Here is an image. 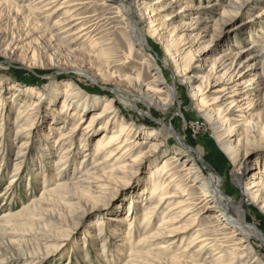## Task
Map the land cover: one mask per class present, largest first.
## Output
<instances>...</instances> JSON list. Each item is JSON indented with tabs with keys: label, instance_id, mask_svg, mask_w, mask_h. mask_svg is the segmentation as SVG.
Here are the masks:
<instances>
[{
	"label": "bare ground",
	"instance_id": "obj_1",
	"mask_svg": "<svg viewBox=\"0 0 264 264\" xmlns=\"http://www.w3.org/2000/svg\"><path fill=\"white\" fill-rule=\"evenodd\" d=\"M262 1L228 0L227 10L220 13L214 10L204 11L197 5L195 10L199 12L189 13L187 23L182 21L184 12L191 9L186 0L138 2V5L145 6L148 10L140 16L142 21L147 22V34L150 38L163 42L166 64L172 66L175 82L187 86L193 114L202 117L210 125L220 150L232 163L237 162L239 154L243 158L247 156L248 151L244 148L250 138L256 137L264 141V123L260 121L264 114V8L253 18L258 23V29H246L248 31L244 40L254 38L250 44L234 51L231 48L234 45L229 43L213 56L212 42L214 38L228 34L232 36L234 43L240 42L236 38L237 34H241L240 24L237 23L240 19L236 15L244 7L248 13ZM39 3H43L42 7L37 6ZM101 3L106 2L102 0ZM180 3H183L182 6L175 12L173 6ZM83 4L86 1L0 0V20L5 22V29L9 28L10 31L0 33V53L9 61L17 58L28 62V65L41 64L34 52L29 55L15 43V33L21 34L20 28L24 27V35H35L37 39L48 40L59 58L77 60V56L81 55L84 60L86 58L89 66L97 70V74H93L88 68L78 67L73 63L64 68L56 65L58 73L67 70L88 76L103 87L111 76L102 67L105 64L104 49L97 46L98 42L91 33L104 17L83 26L85 17H79L76 13V7ZM115 6L116 13L127 21L133 40L138 45H144L141 31L125 15V3L111 4V7ZM205 6L209 7L208 3ZM46 10L48 12L43 19L34 18L35 14ZM226 11L230 13L226 14ZM88 17L91 16L86 18ZM192 25L194 27L190 28ZM242 32L244 34L245 30ZM79 38L82 39L79 41ZM151 64L153 80L156 82L155 93L164 89L163 97L143 84L139 74H126L120 78L116 76L113 79L114 85L110 87V96L90 95L78 83L73 82V78L66 81L65 89L59 93L57 88L63 82L56 77L48 81V84L44 83L42 88L25 85L24 90H21L22 94H17L19 88L9 91L12 96L8 102L11 106H16L12 123L15 135L22 134L25 128L34 125L35 105L44 100L49 101V106H53L56 101L60 103V109L56 113L48 114V118H39L40 121L46 119L49 124V127L42 130L46 139L56 134L51 143L59 151L58 156L48 166L40 161L29 168V171L34 170V180L41 179L42 187L36 199L35 195L27 192L30 193L29 201L21 202L19 211L32 213L33 209L38 208L37 202H56L73 219L76 209L81 206L82 210H97L100 206H105L102 198L113 185L115 188L118 184L128 185L132 196H129L123 215L114 216L110 207L105 212L107 215L96 221L95 234H100L97 256L106 264H114V261L109 260L106 248L114 237L120 242H114L112 252L123 257L122 264H264V255L258 252L252 241L256 239L264 244V233L258 224L248 222L245 214L252 208L264 213L262 165L255 171L259 178H254L252 173V179L246 180L245 184H240L244 167L239 166L234 170L235 188L240 196L238 199L236 195L225 193L226 187L221 184L218 175L203 172L197 160L189 156V150L172 125L170 128L159 120L160 128L148 129L119 115L121 110L116 102L124 107L137 109V100H145L157 112L166 111L173 103L177 94L175 87L164 81L163 73L155 60ZM2 91L0 87V95ZM34 94L37 101L30 103L31 95ZM6 102L7 100L2 101L0 98V115H4ZM92 108V115L87 117ZM255 120L258 121L257 126ZM170 135L179 144L175 148L168 146ZM75 137H78V144ZM91 142L92 153H89ZM24 143L26 142L20 141L19 146ZM1 144L2 141L0 153ZM53 147L42 146L45 159L51 156ZM77 155L82 156L74 164L76 157H73ZM161 157H165L164 160ZM14 164L16 166L17 162ZM1 165L2 161L0 167ZM15 166L11 171L10 183L20 173L21 166ZM49 170L54 183L47 187L45 183L49 180L46 177ZM133 178L138 179L135 186L131 184ZM189 181L191 182L188 184ZM7 192V188H4L0 195L5 196ZM202 205L204 209L196 212L197 206ZM56 207L57 205L53 208ZM120 207L116 205L112 208L116 211ZM50 208L52 207L46 210H53ZM161 208L162 212L157 213ZM209 212L214 217L211 225L206 217L201 218V214ZM18 213L12 211L11 207L1 212V232L12 233L15 230L12 220L17 219ZM26 218L29 224H33V220L38 222L45 219L38 217L36 220L30 216ZM121 222L126 223L125 229ZM104 226L109 227L107 236L104 232L100 233L102 230H98ZM17 240L20 243L28 241L22 237ZM183 240L186 243L175 249L174 244ZM205 249L208 251L202 256ZM80 253L84 262L90 264L86 261L89 252L84 249ZM22 254L17 257L16 264H36L41 260L31 251ZM6 263V260H0V264Z\"/></svg>",
	"mask_w": 264,
	"mask_h": 264
},
{
	"label": "rangeland",
	"instance_id": "obj_2",
	"mask_svg": "<svg viewBox=\"0 0 264 264\" xmlns=\"http://www.w3.org/2000/svg\"><path fill=\"white\" fill-rule=\"evenodd\" d=\"M70 1L75 2L76 0ZM83 1H86V4L76 7V13L79 17H85L83 26L97 21V18L104 17V19L97 24V29L91 33V36L98 42L97 46L104 49L103 60L105 61V64L102 67L103 70L107 72V75L111 76L108 78L109 82H105L103 87L94 82L88 76L80 75L75 72H69L67 70L63 73H58L59 68H57L56 65H60L64 68L66 65H71L73 63L78 67L88 68L89 72L93 74H97V70L93 66H89L86 62V58L84 60L81 55L77 56V60L67 57L59 58V55L53 50L52 45H50L48 40L46 41L45 38L37 39L35 38V35H24V33H26L24 27L20 28L21 34L15 33V43L17 42L19 49H24L29 55L34 52L36 58H39L41 61V64H35L32 66L28 65V62H23L17 58L9 61L2 53H0V87L3 89L2 94L0 95L2 97L0 98L2 101L7 100L6 105L4 106V115H0V122L2 123V125H0V141H2L0 162H3V165L0 167V192L4 188H7L8 190L5 196L0 195V214L2 211H5L6 208L10 207L12 208V211L19 212L17 219L12 220V223L15 225V230L12 233H3L0 231V260H6V264H16V261L18 260L17 257L20 255L22 256V253H26V251L34 252L39 258H41V260L36 264H86L82 259L83 255L80 253L84 249L89 252L88 257L86 258L87 262L90 264H106L97 256L99 253L98 238H100V234H95V231H97V229H95V227H97L96 221L102 219L103 215L106 216L107 214H105V212L107 213V210L110 207L113 214H115L114 216H122L125 206L128 204L129 196H132V193H129L131 190L128 185L118 184L116 188L113 185L102 198V202L105 203V206H100L101 208L97 210L84 209L85 211L82 210L83 206H81L76 209L75 218L73 219L66 214V211L60 209L56 202L47 204L37 202L36 205L38 208L33 209L32 213L21 210L19 211L21 202L26 203L29 201L30 193L27 192H31L35 195L34 198L36 199L42 187L41 179L34 180V170L29 171V168L34 167L35 164L40 161L42 164L44 163V165L48 166L58 156L59 151L56 150L51 143L56 134L50 135L52 138L46 139V136L42 134V130L44 127H49V124L46 119L40 121L39 118H42V116H47L48 118L51 113H56L60 109V103L56 101L53 106H49V101L44 100L35 105V110L33 111V115L35 117L34 125H29V127L25 128L22 134L15 135L12 123L16 106H11L10 102H8L9 99L11 100L10 96H12V88H19L20 91L18 92L17 90L18 93H16L22 94L21 90H24L25 85L42 88L44 83L48 84V81L56 77L59 80L61 79L63 82L57 88V92L61 93L65 89L66 81L69 80V78H73L72 81L78 83L90 95L95 94L96 96H110V94H112L110 87L114 85L113 79L116 78V76L120 78L126 74L132 76L139 74L141 82H143V84H147V86H149V88H151V90L155 93L154 88L156 82L153 80L154 77L152 74L154 71L152 70L151 64L152 60H155L156 64L163 73L162 75L164 81L176 89L177 94L173 103L166 111L157 112L152 107H149L145 100H137V109L124 107L121 103L116 102L121 110L119 115H124L126 120L133 121L136 125H144L148 129H152V127L160 128L161 124L159 120H162L170 128L172 125L185 143L186 148L189 150V156L197 160L203 172L207 175L211 173L218 175L221 178V184L226 187L225 193L232 196L236 195L238 199L240 196H238L235 188L236 183L234 181V170L239 166L244 167V171L241 174L240 184H245L246 180L252 179V177H250L252 173L255 175L254 178H259L258 174H255L258 166L262 165V168H264V141L256 137H254V139L250 138V141L246 143L244 148V150L248 151L247 156H244L243 158L242 155L239 154L237 162L232 163L228 156L220 150V147L215 141L213 130L210 125L202 117H198L193 114L191 109L192 104L188 98L189 95L187 86L175 82L172 72L173 68L171 65L166 64V54L164 53L163 42L159 41L157 38H150L146 32L147 22L146 20L145 22L142 21L140 16L142 13H145L147 9L145 6L138 5L140 0H104L106 3H101L102 0ZM186 1L188 2V7H191V9L184 12L185 17H182V21L185 23L188 21L190 16L189 13L199 12L198 10H195L197 9V5H200L204 11L208 12L214 10V12L220 13L223 10H227L226 5L228 3V0ZM121 2L125 3L124 10L126 17H129L137 29L141 31L144 39V45H138L137 42L133 40L129 34V28L126 24L127 21L116 13V6L111 7V4L118 5V3ZM207 3L209 7L206 8L205 5ZM182 4L183 3L175 4L172 9L176 12ZM42 5L43 3H39L37 6L42 7ZM263 8L264 0L261 4L248 11V13L244 7L243 10L236 15V18L240 19L237 23L240 24L241 34H237L238 37H236L240 40V42L238 41L237 44L234 43V39L232 40V36L229 34L227 36H220V38H214L212 42L213 56H216L217 52H219L224 45L229 43L234 45L231 47L234 51L250 44L254 38L249 37L247 38L248 40H244V36L248 31L246 29L254 28V31L258 29V23L256 19L253 20V18L254 15H257V13H259ZM47 12L48 10L37 13L34 18H36V20H39L40 18L43 19ZM225 13L229 14L230 12L226 11ZM87 16L91 17L86 18ZM5 27V22L0 20L1 34L10 32L8 31L9 28L5 29ZM192 27H194V25L190 28ZM244 30L245 33L243 34L242 31ZM163 35H166V33H163ZM81 39L82 38H79V41ZM165 39L166 36L163 37V40ZM86 49L83 51H86ZM54 63H56L55 67L53 66ZM175 84L176 86H174ZM161 90V92L159 91V93L157 92L155 94L163 97L164 93L162 92L164 89ZM13 98L15 99V97ZM18 98L20 99L21 97ZM36 101L37 96L35 94L31 95L30 103ZM93 111L94 108L89 110L87 117H90ZM257 111L258 109L255 110V112ZM261 117L260 121L264 123V114H262ZM58 122L59 121H57V123ZM254 122L257 126L258 121L255 120ZM26 130H29L28 132L30 133H27ZM77 138L78 137H75L76 144H78ZM20 141L26 142L24 143L25 145L23 144L19 146ZM45 143H47V145ZM178 145L179 144L176 139L170 135L168 146L175 148ZM42 146H47L49 148L53 147L49 158H44ZM92 146L93 143L91 142L89 144V153H92ZM18 153L19 156H16ZM81 156L82 155H77L73 157V159L76 157L74 164H77V160H79ZM163 158L165 157H161L162 160H164ZM15 162H17L16 166L14 164ZM13 166H15V168L17 166H21V169L19 170L20 173L16 177L17 179L10 183L9 178L11 171L14 169ZM46 177L49 180L45 183V186L49 187L54 183L51 170L47 172ZM137 178H133L131 180V184L133 186L137 183ZM190 182L191 181H189L188 184ZM190 187L194 188V186ZM262 190H264V187ZM56 205L57 207L53 208ZM116 205H120L121 207L119 210L115 211L113 208ZM49 207H52L50 209L53 210L47 211L46 209ZM203 209V205L199 207L197 206L196 212H200ZM162 210L163 208L158 210L157 213L162 212ZM98 214L101 215L98 216ZM245 214L247 215L246 220L252 224H258L264 233V213L256 208H252ZM209 215L210 212L201 214V218L206 217V221H209L208 224L211 225L212 221H214V217ZM28 216H30V218H35L36 220L38 217H43L45 219L39 220L38 222L33 220L31 222L33 224H29L26 218ZM104 220L106 221L105 218ZM121 226L125 229L126 223L121 222ZM98 230L99 232L102 230L100 233L103 234L104 232V235L107 236L109 227L104 226ZM20 237L28 239V241L22 243L17 242V239ZM14 239L15 242H13ZM108 239L109 236L107 237V240ZM116 239L117 238L114 237L110 240L107 245L108 247H106L108 248V254H106L109 256V260L114 261V264H122L124 261L123 257L118 256L115 251L112 252L114 249V242L115 244L120 242ZM252 241L258 252L264 255V244L256 239H252ZM185 243L186 240H183L180 243H175L174 248H179ZM207 251L208 250L205 249L201 255L204 256Z\"/></svg>",
	"mask_w": 264,
	"mask_h": 264
}]
</instances>
